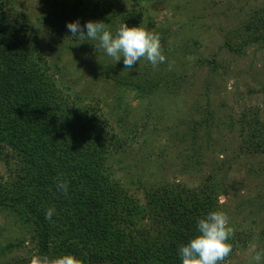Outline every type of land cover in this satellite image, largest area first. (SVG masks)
<instances>
[{"label":"trees","instance_id":"trees-1","mask_svg":"<svg viewBox=\"0 0 264 264\" xmlns=\"http://www.w3.org/2000/svg\"><path fill=\"white\" fill-rule=\"evenodd\" d=\"M122 2L53 0L43 26L56 32L67 26L93 53L136 30L139 14ZM9 5L12 0H0V159L10 176L0 178V212L12 213L32 233V264H225L236 244L218 221L224 186L212 177L197 189L164 184L140 202L111 163L123 139L80 91L72 92L78 80L70 83V73L50 62L40 30L26 17L11 19ZM245 29L260 33H243L236 47L226 41L236 54L247 42L264 41V14ZM152 78L143 90L133 81L116 84L146 95L174 86L161 88V78ZM204 112L205 119L191 121L193 131L209 121L210 109ZM243 116L246 148L263 153L264 120L257 112Z\"/></svg>","mask_w":264,"mask_h":264},{"label":"rangeland","instance_id":"rangeland-1","mask_svg":"<svg viewBox=\"0 0 264 264\" xmlns=\"http://www.w3.org/2000/svg\"><path fill=\"white\" fill-rule=\"evenodd\" d=\"M52 1L12 0L5 11L40 30L43 53L70 73V83L78 80L72 92L80 91L123 139L111 163L124 187L145 203L158 186L197 189L212 177L224 186L218 221L236 244L224 263L264 264V152L246 148L239 122L252 112L264 120V41L245 43L240 54L225 44L236 47L243 33H260L245 26L264 14V0H123L139 14L136 30L107 46L96 41L93 53L67 26L44 28ZM151 78H161V88L174 86L146 95ZM206 107L209 121L193 131L191 121L205 119ZM1 177L10 178L2 159ZM36 252L32 233L0 212V264H32Z\"/></svg>","mask_w":264,"mask_h":264}]
</instances>
